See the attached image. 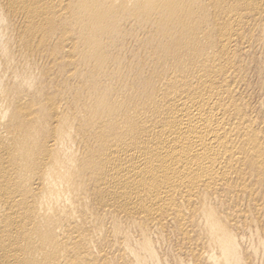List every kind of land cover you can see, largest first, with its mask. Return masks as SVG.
<instances>
[{
    "label": "bare ground",
    "instance_id": "obj_1",
    "mask_svg": "<svg viewBox=\"0 0 264 264\" xmlns=\"http://www.w3.org/2000/svg\"><path fill=\"white\" fill-rule=\"evenodd\" d=\"M264 0H0V264H259Z\"/></svg>",
    "mask_w": 264,
    "mask_h": 264
},
{
    "label": "rangeland",
    "instance_id": "obj_2",
    "mask_svg": "<svg viewBox=\"0 0 264 264\" xmlns=\"http://www.w3.org/2000/svg\"><path fill=\"white\" fill-rule=\"evenodd\" d=\"M256 259L260 260L259 264H264V258H262L260 255Z\"/></svg>",
    "mask_w": 264,
    "mask_h": 264
}]
</instances>
